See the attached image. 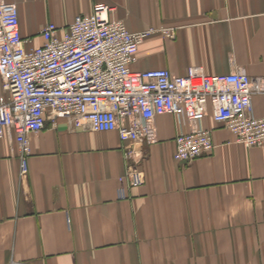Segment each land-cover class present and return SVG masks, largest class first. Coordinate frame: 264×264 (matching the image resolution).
I'll list each match as a JSON object with an SVG mask.
<instances>
[{
  "label": "crops",
  "instance_id": "crops-1",
  "mask_svg": "<svg viewBox=\"0 0 264 264\" xmlns=\"http://www.w3.org/2000/svg\"><path fill=\"white\" fill-rule=\"evenodd\" d=\"M17 8L30 48L49 22L59 31L93 5L131 32L170 27L139 45L134 70L188 68L205 74L264 75V0H4ZM0 80V94H3ZM264 117V93L252 96ZM156 141L130 144L115 131L75 128L64 119L30 134L20 176L12 132L0 138V264H264V146L246 147L206 116L213 149L176 160L179 126L155 116ZM143 174L132 186L129 167ZM120 187L125 188L120 196Z\"/></svg>",
  "mask_w": 264,
  "mask_h": 264
},
{
  "label": "built area",
  "instance_id": "built-area-1",
  "mask_svg": "<svg viewBox=\"0 0 264 264\" xmlns=\"http://www.w3.org/2000/svg\"><path fill=\"white\" fill-rule=\"evenodd\" d=\"M114 8L93 5L59 31L53 22L41 30L42 43L26 48L14 3L0 0V138L14 135L20 176L28 173L29 135L64 119L92 132L115 131L130 144L156 141L155 116L170 114L179 126L174 136L176 160L188 162L210 152L211 131L201 125L210 115L246 147L264 146V117L253 114L252 96L264 93V75L243 71L208 75L190 67L175 75L165 68L134 70L139 45L150 34L173 35L160 26L131 32L110 17ZM132 186L143 183L142 171L129 167ZM120 196L125 188L120 187Z\"/></svg>",
  "mask_w": 264,
  "mask_h": 264
}]
</instances>
